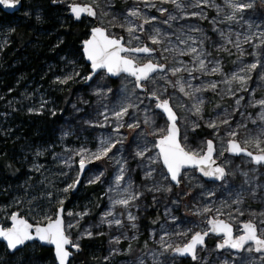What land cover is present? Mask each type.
<instances>
[{"label": "rangeland", "instance_id": "rangeland-1", "mask_svg": "<svg viewBox=\"0 0 264 264\" xmlns=\"http://www.w3.org/2000/svg\"><path fill=\"white\" fill-rule=\"evenodd\" d=\"M27 3L30 0H25ZM72 0H65L64 9L68 11L67 3ZM77 3H92V0H76ZM195 0H182L186 5L183 11L175 8L172 4H159L157 0L156 7H145L142 0H96L99 7L96 8V21L100 25L103 21V27L107 28L116 36H124L127 38V32L119 26L113 27L110 21L115 19L117 24L123 21L127 11L132 8H139L141 12L149 18L155 17L151 24L145 25V31L142 39L145 44L157 49L154 56L160 63L165 64L166 67L181 66L176 61H183L189 68L194 67L192 63V56H180L175 52H165L164 48H185L186 45L181 43V40H187L188 44H192V40L196 43L193 47L203 50L204 59L208 68L211 69L217 64L220 67V72L214 75H203L200 72H193L191 76L187 72L172 76L166 73L168 81L165 83L164 79L157 78L154 82H145L147 92L151 93L153 90L165 91V98L173 97L171 104L178 116L181 118L179 127L181 130V137L187 135L185 143L191 149H198L202 146L205 148L206 139H213L217 148L216 160L220 165L225 166L228 175L219 182H205L195 170L183 171L180 183L174 186L169 178L165 179V170L161 166L150 164L147 157L156 154L154 149L148 153L146 157L141 160L134 154L136 143L139 139L137 133L141 130L149 131L143 124L145 115L152 116L155 112H159L154 107V101L146 98L144 93L139 92L134 87V83L127 82L130 78L120 76L116 80L101 81L99 76L88 85H83V77L79 76L82 81V86L76 92L73 102L70 105V113L63 117L61 124L55 131V147H45L34 149L33 156L37 157V152H47L48 159L41 162L31 164L29 168L28 177L23 180L28 181L31 177H35V182H28L29 185H18L20 187L19 193L15 195L12 189L13 196L7 200V204H2L1 224L2 226H9V217L12 213L10 208L17 206H27L32 214H44V199L50 201L56 199H63L64 203L68 198V193L62 191L67 184L74 181L78 174V160L79 157L74 156L73 150H78L81 147H87L90 150H95L101 138H106L109 135L115 136L111 126L98 127L94 126L103 122V116L100 112L104 110V105L109 108L118 106L126 95H131L133 91L137 96L145 97L144 102L140 104L139 108L133 112L129 110L135 119L141 123V128L136 130L124 127L120 129V133L126 137L123 145L117 144L112 153H109L112 159L104 158L95 161L89 165L92 171H86L83 174L81 184L70 202V206L65 208L66 212H87L88 215L82 219L78 216L68 217L65 214V221H72L75 223L79 220L78 228L71 229L72 237L79 236L85 229H90L93 233L91 238H83L79 241L95 239L97 237L103 238V250L100 253V264H155L159 261L160 264H264L261 260L260 254L256 252L241 251L231 252L229 249L219 251L216 244L220 238L210 236L205 248L198 250V260L180 259L176 256H171V253H164L161 255V248L159 244L160 236L165 233H171V240L177 243L185 241V237L177 236L179 231H186L192 229L199 231L206 227L205 216L194 215L193 213L202 209L205 205L213 208L221 207L223 205L224 216L223 219H228V213L231 212L238 222L253 220L258 226L264 227L260 224L264 220V166H254L250 159L246 157H231L224 153L219 155L221 149V138L224 141L223 147L226 148L227 141L231 139L227 135L231 129L238 128V136L236 139L243 143L249 138V135L257 134L261 128H264V122L258 118L260 112L259 107H252L249 101L259 100L264 98V80L261 79V73H264V68L258 67L251 73V79L247 82V91H240V85L233 82L231 87L235 94L229 95L227 93L228 85L223 83L225 78H229L232 73H239L240 69L245 65L259 61L264 64V45L254 48V44H260L259 40L253 39L251 43L245 41L246 36H256L264 32V0H245L250 2L253 6L247 9L242 15L237 16L236 21H227L225 16L230 12L225 7V0H209V6H203L201 0V7H191ZM216 5L213 7L212 5ZM157 7L166 8L167 11L162 15L157 11ZM217 7L221 9L220 14L217 15ZM101 9L108 13L101 16ZM203 13L204 17L193 16L192 13ZM25 16L26 12H20ZM169 14L177 17L175 20H169ZM39 16V10H35L34 18ZM238 21V22H237ZM136 24L142 23L141 20H136ZM85 24L90 28L93 23L85 21ZM159 28L161 36L164 38L163 43L159 46L151 45L149 42V34L152 28ZM193 28L198 29L193 30ZM12 30L9 26L2 25L0 27V46L8 41ZM183 34V35H181ZM180 39H177V37ZM191 37L192 39H188ZM239 40L240 47H236V42ZM243 53V55H241ZM255 53V55H253ZM195 55V54H193ZM166 57V59H165ZM79 73V65L75 62L70 64V67L65 70H60L55 75L56 78L73 75ZM244 75L246 73H240ZM78 76H75L77 78ZM182 77L183 80L189 81L193 87H200L202 84L207 85L209 81H216L217 88L215 91L207 90L197 93L204 100L202 105V118L193 115L187 109L191 107L193 101L181 94L178 89L173 88L176 79ZM127 88L125 91V84ZM98 85H105L106 88H111L112 91L107 93L103 99L94 94ZM186 90L187 85H185ZM28 94L22 100L26 103L46 104L49 101L45 98V92H41L40 87L36 86L33 90H29ZM243 97L240 105L237 108L236 99ZM133 101L139 103L136 97H132ZM19 101V100H17ZM20 100L19 103H22ZM185 107L182 109L180 105ZM146 106L148 107L145 111ZM52 108V107H51ZM111 115V113H109ZM225 119L229 120V124H224ZM128 120V117H125ZM255 120L256 123L252 121ZM215 121L218 128H209L206 122ZM131 122V121H129ZM160 125L165 123V119H158ZM195 124L198 127L194 128ZM114 121H109V124ZM243 125V126H241ZM218 132V135H217ZM67 133V135H65ZM149 140H154L155 137H148ZM249 151L255 152L253 146H249ZM113 153L115 154L113 156ZM73 157L69 168L65 163V159ZM126 161L124 165L127 171L125 172L124 180L121 181V189L127 187L128 182H131L133 190L142 193L140 199L134 201L128 208L123 206H116L111 208L110 196L115 197V191L109 192L110 188L115 189L116 176L120 170V164ZM38 167V170H37ZM156 169L151 178H146V172L149 169ZM31 172L34 173L31 174ZM103 173L101 179L97 183H89L94 173ZM163 173L161 175L160 173ZM67 173V175H64ZM246 174V175H245ZM22 183V182H21ZM183 187L178 195L173 191ZM160 187V191H149V188ZM171 188V191H165V188ZM211 191L214 195L209 196ZM255 192V195H253ZM38 194V195H37ZM237 194H241L243 203L236 205L232 201L236 199ZM72 196V194H71ZM177 201L178 203H173ZM114 213L116 219L121 221V225L117 226L114 223L109 226L107 223L101 224V218L109 209ZM239 208L244 212V215H236V209ZM15 210V209H14ZM14 212V211H13ZM136 216L134 222L136 227H132V223L127 219L128 213ZM55 213V212H54ZM53 213V214H54ZM211 215V214H209ZM146 216L151 217L149 224H144L143 220ZM30 221H34L29 216L25 217ZM175 218V219H173ZM109 220L112 217H108ZM99 225V226H97ZM239 227L237 223L236 228ZM99 233H103L100 235ZM191 233L189 234L190 238ZM117 237L120 243H112ZM127 237V238H125ZM133 237H135L133 239ZM144 237V238H143ZM143 238L142 248H133L129 250V246L136 241ZM124 244V246H123ZM81 245V244H80ZM129 250V251H128ZM97 254H94V257ZM97 262V261H96ZM70 264H81L79 260H72Z\"/></svg>", "mask_w": 264, "mask_h": 264}, {"label": "snow or ice", "instance_id": "snow-or-ice-1", "mask_svg": "<svg viewBox=\"0 0 264 264\" xmlns=\"http://www.w3.org/2000/svg\"><path fill=\"white\" fill-rule=\"evenodd\" d=\"M145 7L151 8L156 7L157 0H142ZM159 4H172L175 8L183 11L186 5L182 3V0H158ZM19 0H0V6L5 9H13L17 6ZM53 4L65 3V0H52ZM203 6H209V0H203ZM216 7V5H212ZM253 5L250 2H245V0H225V7L230 10L226 14L225 19L227 21H236L237 16L243 19V13L250 9ZM99 5L96 0H92V3H77L76 0L67 3V8L71 13L72 18L76 21H81L82 17H92L97 18L98 14L96 8ZM191 7H201V0H195L191 4ZM162 15L167 11L166 8L157 7ZM221 9L217 7V15L220 14ZM101 9L100 15H107ZM113 21H110L113 27L119 26L124 31L127 32V38L124 36H116L111 33L107 28L103 27V21L100 25H93L90 29V36L82 41V53L83 59L90 64V73L83 77L84 81H91L94 77L99 76L101 81L106 80L107 77H118L123 76L130 78L127 82L134 83L135 89H139L141 92L146 93V98L150 101H154L155 109L159 112H155L152 116L145 115L143 124L149 131L145 132L141 130L137 133L139 137L134 154L136 157L143 160L146 155L156 150V154L148 156L147 159L150 164L158 165L162 162L163 169H166L165 179L170 177L171 181L179 185L180 177L182 175V170H197L204 177L223 181L228 175L226 168L223 165H219L216 162L217 148L214 144L213 139H208L206 141V150L202 146L198 149H191L185 141H187V135L181 137V130L179 123L181 118L178 116L177 112L174 110L171 101L173 97L169 96L165 98V90L158 91L153 90L151 93H147L145 88V82H154L157 78L164 79L165 83H171L168 81L166 73H170L172 76H177V74L182 72H187L189 76L193 72H200L203 75H214L220 72V67L217 64L211 69L205 62L203 50H199L192 45L196 43L192 40V44H188L187 40H181V43L185 44V48H164L165 52H175L180 56H192V63L194 67L189 68L183 61H176L177 64L181 66L166 67L165 64L160 63L155 59V52L157 49L150 47L145 44L142 35L147 29L145 25H149L155 20V17L149 18L147 15L143 14L139 8H132L127 11V15L124 16L123 21L117 24L115 19V14ZM193 16L204 17L203 13H192ZM169 20H175L177 17L169 14ZM40 17L37 16V20ZM136 20H141L142 23L136 24ZM238 22V21H237ZM193 30H197L193 28ZM183 35V34H181ZM177 39H180L178 36ZM188 39H192L189 37ZM253 39L259 40L260 44H254L253 47L257 48L264 45V32L259 33L256 36H246L245 41L251 43ZM164 38L161 36V30L159 28H152L149 34V42L151 45H161ZM236 47L239 49L240 42L237 40ZM195 54V55H193ZM243 55V53H241ZM255 55V53H253ZM166 59V57H165ZM258 67L264 68V64L259 61L253 62L245 65L240 69L239 73H232L229 78H225L223 83L228 85L227 93L229 95H234L235 92L231 87L233 82H237L240 85V91H247V82L251 79V73L255 71ZM240 73H246L241 75ZM80 73H74L73 75L66 76L64 78H58L56 83L67 84L70 80H73L75 76H79ZM261 79L264 80V73H261ZM185 85H187V89ZM173 88L178 89V91L183 94L186 98L193 101L191 107L187 110L192 112L193 115L202 118V105L204 100L197 95L202 91L213 90L217 88L216 81H209L207 85L202 84L200 87H193L189 81L183 80L182 77L176 79L174 84H171ZM127 88V83L125 84V91ZM112 91L111 88H106L105 85H98L97 90L94 92L95 95L101 97V99L106 96L107 93ZM135 96L139 103L133 101L132 97ZM145 97L137 96L136 92L133 91L131 95H126L124 100L116 107L109 108L108 105H104V110L100 112L103 116V122L98 123V127L111 126L115 136L109 135L106 138H101L95 150H90L87 147H81L74 151V156L79 157L78 160V174L74 181L67 184L66 187L62 189L63 192L68 193L71 190H75L77 185L80 183L81 176L86 171H92L88 166L104 158L112 159L109 153L113 152L117 144L123 145L124 137L120 133V129L127 127L131 130H136L141 128V123L138 119H135L130 113V109L135 112L140 104L144 102ZM243 97L236 99L235 103L237 108L240 105V101ZM252 107H259L260 112L258 113V118L260 121L264 122V98L259 100L249 101ZM148 107L146 106L145 111ZM183 109L185 106L180 105ZM31 111V110H30ZM111 113V115H109ZM55 113H53L54 115ZM128 117V120H125ZM166 118V119H165ZM158 119H165V123L160 125L157 121ZM114 121V123L109 124V121ZM131 121V122H129ZM256 123L255 120L252 121ZM224 124H229V120L225 119ZM198 124L194 122V128L198 127ZM206 126L209 128L217 129L218 126L215 121L206 122ZM243 126V125H241ZM67 135V133H65ZM218 135V132H217ZM227 135L231 137L227 141V147H223L224 141L221 138V149L219 155L223 156L225 152L232 155H241L250 157V162L257 166H264V128L255 135H249V138L244 140L243 143L239 142L236 137L238 136V128L231 129L228 131ZM155 137L154 140H149L148 137ZM253 146L255 152L249 151V146ZM41 153L37 152L39 156ZM115 154L113 153V156ZM73 157L65 159L64 163L71 168ZM120 164V170L115 180V189L110 188L109 192L115 191L116 196H110L111 208L116 206H123L128 208L134 201L140 199L142 193H139L132 188L131 182H128L127 187L121 189V181L124 180L126 161L121 163V161H116ZM38 170V167H37ZM156 169H149L146 172V178H151ZM163 175V173H160ZM67 175V173H64ZM103 173L98 175L94 173L93 177L89 180V183H97L100 181ZM246 175V174H245ZM149 191H160V187L149 188ZM165 191H171V188H165ZM209 196L214 195L211 191L208 193ZM255 195V192H253ZM51 199V194L49 196ZM60 205L56 209L54 214L44 213L41 219L37 220L36 223H30L28 219L24 218L19 214V212H12L10 219V226H0V241L6 243L7 249L9 251H15L21 246H25L26 242L38 240L41 244L51 245L54 247L56 264H70V256L72 252L70 249H74L76 252L80 251L81 245L79 241L83 238H91L93 233L90 229H85L79 234V236L73 238L71 234V229L78 228L79 220L75 223L72 221H65V214L68 217L78 216L82 219L84 216L88 215L87 212H66L63 205L64 200H58ZM173 203H178L173 201ZM233 204L239 205L243 203L241 194H237L236 199L232 201ZM109 209L104 216L101 218L100 223H107L111 226L113 223L117 226L121 225V221L116 219L113 211ZM194 215L205 216L206 227L199 230L193 231L188 229L186 231H179L176 233L177 236L185 237V241L182 243H177L171 240V233H165V235L160 236L159 244L161 248V255L164 253H171L173 256L179 257H191L193 261L198 260V249H202L206 246V238L210 235H214L219 239L216 244V248L220 249H231L237 253L241 251H247L249 253L256 252L260 254V258L264 261V227H260L253 220L238 222L235 216L229 212L228 219H223L224 210L223 205L221 207L213 208L212 206L205 205L202 209L193 213ZM211 214V215H209ZM236 215L242 216L244 212L237 208ZM264 216V213L261 214ZM108 217H112L111 220ZM127 219L132 223V227L135 228L136 216L128 213ZM175 219V218H173ZM237 223L239 227L236 228ZM261 225H264V220L260 221ZM99 226V225H97ZM190 238L189 237V234ZM235 233V234H234ZM103 235V233H99ZM127 238V237H125ZM135 237H133L134 239ZM112 243L119 244L120 239L117 237ZM131 247V246H129ZM155 264H160L156 261ZM227 264V262H225Z\"/></svg>", "mask_w": 264, "mask_h": 264}, {"label": "trees", "instance_id": "trees-1", "mask_svg": "<svg viewBox=\"0 0 264 264\" xmlns=\"http://www.w3.org/2000/svg\"><path fill=\"white\" fill-rule=\"evenodd\" d=\"M51 2L30 0L27 3L22 0L19 12L8 15L0 11V27L5 25L12 30L8 41L3 47L0 46V218L2 204H7L13 193H19L18 185L35 182L36 176L24 183L23 180L28 177L31 164L35 160H47L48 155L43 152L41 156L34 157V149L55 147V131L63 117L70 113V105L82 86L79 76L88 74V67L81 55V43L87 38L89 27L85 20L74 23L62 3L52 6ZM35 10H39V20L34 18ZM22 11L28 14L22 16ZM72 62L79 65L80 75L67 84L56 83L58 78L55 75L60 70L68 69ZM36 86L45 92L49 103L22 101L27 92ZM31 174L34 175L33 172ZM181 191L183 187L180 185L173 192L178 195ZM67 195L65 208L70 206L73 198L71 192ZM47 200H43L44 212L53 214L60 206L58 200ZM14 209L9 210L18 211L23 217L29 216L34 220H29L31 223H36L42 217L40 213L32 214L27 206L19 205ZM150 219L146 216L144 224H149ZM143 238L131 245L129 250L142 248ZM80 244L81 251L74 255L73 260H79L81 264H100L103 238L84 240ZM94 254L97 255L94 257ZM0 264L55 262L52 250L37 243L13 254L8 253L0 243Z\"/></svg>", "mask_w": 264, "mask_h": 264}, {"label": "water", "instance_id": "water-1", "mask_svg": "<svg viewBox=\"0 0 264 264\" xmlns=\"http://www.w3.org/2000/svg\"><path fill=\"white\" fill-rule=\"evenodd\" d=\"M51 5L52 6H57L58 4H53L52 2H51ZM21 6H22V0H19V3L17 4V6L15 7V8H13V9H5V8H3V6H0V11L1 12H3V13H5V14H8V15H10V14H13V13H17V12H19L20 11V9H21ZM67 13H68V15H69V17H71V19H72V21L74 22V23H79L78 21H76L74 18H72V16H71V13H70V11L68 10L67 11ZM82 20H85V21H89V22H92L93 23V25H98V23H97V21H96V18L94 19V18H92V17H87V16H84V17H82V19H81V21ZM92 25V26H93ZM90 29H91V27L89 28V31H88V36H87V38L90 36ZM81 55H82V58H83V53H82V43H81ZM83 61H84V63L87 65V67H88V74L90 73V64H89V62L88 61H86L85 59H83ZM87 74V75H88ZM120 76H118V77H108L110 80H116V79H118ZM94 79V78H93ZM92 81V80H91ZM91 81H84V84L83 85H88V84H90V82ZM145 88L147 89V87L145 86ZM139 92H141L139 89H137ZM141 93H144V92H141ZM145 95H146V93H144ZM157 110V109H156ZM157 111H159V110H157ZM166 119V118H165ZM209 139V138H208ZM208 139H206V141L208 140ZM227 147V146H226ZM205 150H206V142H205ZM225 154L226 155H228V156H231V157H246V158H249L250 159V157H248V156H244L243 154H241V155H232V154H230V153H228V152H225ZM216 162H217V164H219L220 165V163H219V161L218 160H216ZM253 164V163H252ZM254 166H257V165H255V164H253ZM161 166L163 167V165H162V162H161ZM89 167V166H88ZM78 168H79V165H78ZM165 170V173H166V169H164ZM188 170H191V169H188ZM183 171H186V170H182V173H183ZM196 171V174L197 175H199L205 182H216V183H219V182H221V181H216V180H212V179H209V178H206V177H204L199 171H197V170H195ZM82 177H83V175L81 176V179H80V183L77 185V187H76V189L75 190H71V194L73 195V194H75L76 192H77V190H78V188H79V186H80V184H81V181H82ZM169 178V181L174 185V186H177V184H175L174 182H172L171 181V179H170V177H168ZM226 178V177H225ZM60 207V206H59ZM58 207V208H59ZM63 207H64V209H65V205H63ZM15 212H18V211H15ZM25 218V217H24ZM30 222V221H29ZM31 223V222H30ZM10 224H11V222H10V219H9V226H10ZM0 226H2V224H1V219H0ZM235 234V233H234ZM210 236H213V237H216V236H214V235H210ZM209 236V237H210ZM208 237V238H209ZM208 238H206V245H207V242H208ZM218 238V237H217ZM0 243H2L3 245H4V247H5V249H6V251L8 252V253H10V254H13V253H15V252H17V251H20V250H22V249H24L27 245H30V244H32V243H37V244H39L40 246H42V247H47V248H50L51 250H52V256H53V259H54V262H55V264H56V260H55V252H54V247L53 246H51V245H44V244H41V242L40 241H38V240H35V241H29V242H26V245L25 246H21L20 248H18L17 250H15V251H9L8 249H7V246H6V243L5 242H3V241H0ZM206 247V246H205ZM204 247V248H205ZM227 248H225V249H220L219 251H221V250H226ZM71 250V252H72V255L70 256V262L72 261V258H73V256H74V254H77V253H79L80 251H81V248H80V251H78V252H76L74 249H70ZM199 250V249H198ZM231 252H235V251H233V250H231V249H229ZM171 256H173L172 254H170ZM176 257H178V258H180V259H188V260H192L191 259V257H179V256H176Z\"/></svg>", "mask_w": 264, "mask_h": 264}, {"label": "flooded vegetation", "instance_id": "flooded-vegetation-1", "mask_svg": "<svg viewBox=\"0 0 264 264\" xmlns=\"http://www.w3.org/2000/svg\"><path fill=\"white\" fill-rule=\"evenodd\" d=\"M71 18V17H70ZM148 93V92H147ZM146 96V95H145ZM215 144V143H214ZM247 159H249V158H247ZM1 219V218H0ZM75 255V254H74ZM74 259V256H73V258H72V260Z\"/></svg>", "mask_w": 264, "mask_h": 264}]
</instances>
